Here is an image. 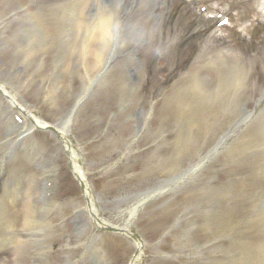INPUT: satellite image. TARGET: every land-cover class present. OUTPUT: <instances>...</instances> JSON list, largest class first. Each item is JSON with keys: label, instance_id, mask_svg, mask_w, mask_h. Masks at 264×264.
Masks as SVG:
<instances>
[{"label": "rangeland", "instance_id": "374dc122", "mask_svg": "<svg viewBox=\"0 0 264 264\" xmlns=\"http://www.w3.org/2000/svg\"><path fill=\"white\" fill-rule=\"evenodd\" d=\"M8 12H9V7H4V6L0 7V16L1 15L6 16ZM9 29H10V20H8L7 27L5 29L6 35L8 34ZM4 41L5 40H2V42H4ZM28 71H29L28 68L23 67V68H21V72H19V74L22 77V76H25L28 73ZM39 80H41V78ZM10 170H13V169H10ZM15 197H17V200L14 202V210H15L14 212H16V216H14V217L16 219L13 220V222L17 221V231L21 233L22 237L24 238V240L26 242V245L19 250L14 249V252H17L21 257L18 264H31L32 260L29 261L28 259H26V256L28 255V237L26 236L27 232L25 231L24 226H23L25 215L22 214V211L25 208L26 199L23 196L20 197L19 194H16L13 197V199ZM12 203H13V200H12ZM12 203H11V205H12ZM9 209H11V208H9ZM9 257L11 259H14L12 256L7 255L6 258L2 259L5 262V264H7V262H8L7 260ZM11 264H14V263H11Z\"/></svg>", "mask_w": 264, "mask_h": 264}]
</instances>
